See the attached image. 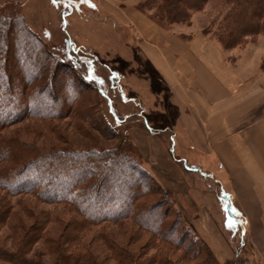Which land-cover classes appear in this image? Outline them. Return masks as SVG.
I'll return each mask as SVG.
<instances>
[{
  "label": "rangeland",
  "instance_id": "374dc122",
  "mask_svg": "<svg viewBox=\"0 0 264 264\" xmlns=\"http://www.w3.org/2000/svg\"><path fill=\"white\" fill-rule=\"evenodd\" d=\"M169 1L172 0L104 2L123 7L128 14L131 13L130 16L134 12H142L170 32H180L188 27L187 30L202 31L217 41L221 36L235 44L226 47L227 51L245 47L253 52L260 50L258 46L264 40V18H256L254 14L258 10L255 7L251 6L246 13L235 12L228 0H206L200 6L188 9V20L173 23L171 16L167 17ZM9 2L21 5L25 22L46 44L52 57L44 59L47 69L14 60L13 68L9 69L5 64L1 73H22L26 79L30 74L38 73V81L46 85L43 86L46 98L50 95L58 97V103L78 98L76 103L82 110L86 108L81 99L82 92L89 90L92 107L89 103L86 106L96 112V116L93 115L91 121H84L73 114L65 116V113L60 118L53 115L46 119L26 116L7 125L4 133L9 138L17 137L27 145L45 151H51L55 146L118 148L124 142L131 158L156 183H150V189L153 188L155 193L147 195L145 204L157 205V209H154L156 212L150 218L161 223L160 229L166 233V240L162 241L150 232L141 230L128 218L118 223L101 222L100 226L85 225V228L77 231L78 235L72 238L71 244H66L63 236L71 237L73 227L69 224L77 214L64 203L41 198L46 183L51 187H55L56 183L49 173H45V168L39 166L28 171L41 184L40 194L0 188V264L27 263L22 258L28 264H70L61 256L62 263L60 259L58 261L59 256L54 249L51 250L54 248L53 242L60 243L62 240H65L60 243L63 250L66 248L78 254L85 246L102 264H116L104 237L113 238L130 250L139 264H264L254 254L244 219L237 221L226 216L224 208L227 209L228 205L234 217L235 213L228 194L230 191L223 184L225 172L220 170L222 160H211V157L194 154L190 149L186 151L185 138L181 136L179 139L180 132L179 136L175 135L178 131L174 126L173 110L167 104L166 86L158 79L159 76L155 78L150 63L140 50L136 24L127 23L124 15V19L116 16L109 5L104 6L102 0H0V12ZM19 36L22 37L21 34ZM23 45L26 49L30 48ZM39 56L43 57L41 54ZM55 57L66 63V68L61 62L58 68ZM28 58L31 59L32 55H28ZM56 68L58 70L55 72ZM75 76L77 80L73 81ZM97 78L104 80L101 86ZM7 82V77L0 76V84L4 86ZM19 84L12 82L11 86V90L17 94L22 88ZM3 86L0 87L1 94L7 93ZM104 91L105 95L102 93ZM15 97L12 96V101ZM47 104L53 106L54 102ZM155 136H159L167 145V154L163 153L164 158L159 157L167 167L174 145V154L181 162L184 180L182 176L181 181L173 177V170L169 167L170 171L164 175L162 173L166 170H162V173L157 171L156 158L151 151L155 152L159 144L145 148L147 140ZM181 157L188 161L181 160ZM66 160L68 164L72 162L69 158ZM129 173V170H118L112 176L133 190L139 184L130 186L129 183L134 184L135 181L134 177L128 178ZM145 181L144 178L140 181L143 182L140 187L149 188ZM55 188L57 190H53L58 192L59 188ZM163 188L169 192H164ZM83 202L86 206L92 205L88 199ZM98 204L99 201L95 203L96 208ZM94 212L99 213L100 210ZM179 218L191 230L188 236L178 230H168L170 224ZM33 227L40 230L43 227L50 241L36 235L28 238V232ZM101 227L105 230H101ZM213 231L216 232L215 238H218V234L223 238H218L221 239L219 253L202 237L203 233L210 236Z\"/></svg>",
  "mask_w": 264,
  "mask_h": 264
},
{
  "label": "trees",
  "instance_id": "16d2710c",
  "mask_svg": "<svg viewBox=\"0 0 264 264\" xmlns=\"http://www.w3.org/2000/svg\"><path fill=\"white\" fill-rule=\"evenodd\" d=\"M204 1L206 0L169 1L170 12L167 10V17L171 16L173 23L186 21L189 18L188 9L200 6ZM228 1L233 6L235 12L242 11L246 13L248 8L253 6L258 10L254 14L256 18H264V0ZM2 28H4L3 31ZM219 42L224 48L235 45L233 44L234 42L225 41V38L221 36L219 37ZM23 43L30 48L26 49ZM30 54L32 55L31 59L28 58ZM39 54L43 57L41 58ZM51 54L46 44L28 27L22 14L21 5L16 2L7 3L0 12V76L8 78V82L4 86L0 84V87L3 86L2 88H5L7 92L0 93V188H5L8 191L14 189L19 191H34L37 195L40 194L42 186L35 181V175L28 170L42 166L45 168V173L50 174L49 177L53 178L59 189L56 192L53 190L56 189V186L51 187L46 183L43 190L44 193L41 192L40 194L41 198L56 203H64L70 206L77 214L72 217L69 224L73 227L70 232L71 237L64 238L63 236V239H66V244H71L72 238H76L78 235L77 231L79 232L83 227L100 226L101 222L118 223L128 218L132 219L141 230L150 232L157 239L165 241L166 233L160 229L161 223L150 218L151 214L156 212L154 209H157V205L148 206L145 204L147 203V195L155 193L153 188L150 189V185L156 183L150 176L145 174L147 173L145 172L146 170L143 171L142 167L137 165L134 159L131 158L124 146V142L118 148L55 146L53 150L45 151L25 144L17 139V137L9 138L4 133L7 125L26 116L46 119L53 115L52 117L54 118H60L65 113V116L71 114L74 116L78 115L84 121H89V119L91 121L92 116H96V112L86 106V103H89L91 106V92L89 90L82 92L83 97L81 99L83 106L86 107H83L82 110L77 106L76 102L79 101L78 98L74 101H64L62 103H58L60 101L59 98L52 95L46 98L47 94L45 89H43V86L46 85L40 84L38 73L30 74L29 78L27 77L30 80L28 82V79L22 73L17 75L15 73L10 75L1 73L4 71L3 66L5 64L8 65L9 69H12V62L14 60L24 61L29 66L35 68L47 69L44 59L46 57L50 59L52 57ZM55 58L58 68L61 63L66 68V63L61 62L57 57ZM57 70L56 68L54 71L56 72ZM75 80H77L76 76L73 81ZM83 80L86 81L85 78ZM96 81L99 83V86L104 82L100 78H97ZM12 82L21 83L19 85L22 88L18 94L15 90H11ZM29 88H33V90L29 91ZM102 93L106 94L105 91ZM12 96H16L14 101H12ZM49 102H54V105L49 106L47 104ZM29 104H32V106H29ZM78 128L80 130L83 129L82 127ZM66 158H69L72 162L68 164ZM118 170H129L128 178L134 177L135 181L134 184L129 183L130 186L137 183L139 185L133 190L126 188L120 180L118 181V179L112 176ZM138 176H143L149 188L140 187V184L143 183L140 181L143 178L140 179ZM129 184L125 183L126 186ZM89 190L91 191L89 192ZM162 190L169 192L165 188ZM86 199L92 205L86 206L83 202ZM98 201L100 204L96 208L95 203ZM95 209L100 210V212L95 213ZM169 210H171V206ZM227 210L229 216L232 217L230 205L227 206ZM163 217L166 218L165 214ZM101 230L104 231L105 229L101 227ZM168 230L170 232L178 230L182 235L187 236L191 233L188 226L182 224L180 218L172 222ZM28 233V238L31 237L30 235H36V237L39 236L38 238H42L43 236L45 241H50L46 237L43 227H41V230L33 227ZM64 235H66V232ZM103 240L108 249H110L112 258L116 261V264H139L136 256L130 250L118 244L113 238L104 237ZM63 241L65 240H62L60 243H63ZM60 243L53 242L54 248H51L52 251L53 249L55 250L57 257L59 256L57 258L58 261L61 256L65 262L70 264H102L87 247L82 246L80 253L76 254L75 252H69L66 248L63 250L61 248L63 244ZM22 259L27 262L25 264H28L25 258ZM161 259L165 263L163 257ZM60 262L62 263V259H60Z\"/></svg>",
  "mask_w": 264,
  "mask_h": 264
},
{
  "label": "crops",
  "instance_id": "0c3cea01",
  "mask_svg": "<svg viewBox=\"0 0 264 264\" xmlns=\"http://www.w3.org/2000/svg\"><path fill=\"white\" fill-rule=\"evenodd\" d=\"M107 5L116 16L124 15L127 23L136 24L140 50L155 78L159 76L166 86L167 104L178 131L175 135L180 132L179 139L185 138L186 151L222 160L223 184L230 191L235 213L231 217L224 208L226 216L244 219L254 254L264 263V40L258 51L248 47L227 51L202 31L185 27L170 32L142 12L130 16L117 4L104 2ZM149 139L146 149L159 144L155 152L151 151L157 171L166 170L164 175L169 167L173 177L184 180L174 145L173 154L168 151L171 160L167 167L159 159L167 154V145L159 136ZM214 233H203L202 237L219 253L223 238L219 234L221 239L215 238Z\"/></svg>",
  "mask_w": 264,
  "mask_h": 264
}]
</instances>
